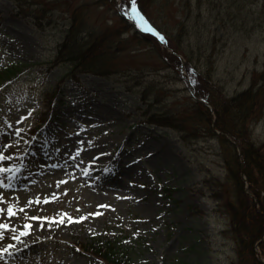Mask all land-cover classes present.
<instances>
[{"label":"rangeland","instance_id":"1","mask_svg":"<svg viewBox=\"0 0 264 264\" xmlns=\"http://www.w3.org/2000/svg\"><path fill=\"white\" fill-rule=\"evenodd\" d=\"M25 1L0 0V73L11 70L10 77L0 75V151L6 157L0 165L9 168L0 172V220L19 228L27 221L32 230L22 237L27 247L0 256V264H101L84 252L106 241L116 242L133 264H250L235 252L227 147L210 135L182 142L170 129L146 125L141 115L155 102L185 110L190 91L212 107L211 100L263 85L264 0H169L164 8H145L165 43L122 22L120 0ZM72 23L81 24L83 43L91 34V41L104 39L93 52L106 53L105 76L51 64L61 32ZM176 47L187 56H174ZM149 86L155 89L142 108L141 91ZM42 92L50 104L42 102ZM250 136L264 152V106ZM98 152L103 155L88 164ZM121 172L134 175L135 186H127ZM61 180L66 182L57 187ZM246 195L259 211L252 191ZM9 204L26 206L8 217ZM64 212L84 219H30ZM11 234L0 245L17 243L9 241ZM254 251L264 262V233Z\"/></svg>","mask_w":264,"mask_h":264},{"label":"trees","instance_id":"2","mask_svg":"<svg viewBox=\"0 0 264 264\" xmlns=\"http://www.w3.org/2000/svg\"><path fill=\"white\" fill-rule=\"evenodd\" d=\"M21 6L25 0H13ZM169 0H137L138 8L145 14V8L151 9L153 6L164 8ZM113 5V0H109ZM147 16L149 14L147 13ZM75 20V17H73ZM122 22H124L121 19ZM177 23H180L178 19ZM75 25H71L69 30L62 33L58 42H61L57 54V58L61 62H67L75 67L82 65L86 71L104 75L103 68L105 67L106 53L95 54V47H102L104 39L95 38L89 43H83V40L76 36ZM183 31V26H179V32ZM178 32V33H179ZM182 33L178 35L181 38ZM148 38L154 41V38L149 35ZM177 44L180 46V43ZM175 52L183 56H187L176 47ZM196 74V68L194 69ZM199 71H197L198 76ZM195 79V78H194ZM153 88L149 86L145 89L144 95L147 96ZM197 96L200 94H196ZM207 100V99H206ZM261 101H264V84L255 86L250 85L245 90H242L229 98L218 97L209 101L212 102L214 111V122H211V114L207 106L198 102L193 97H190L187 109L182 111H170L169 109L161 108L159 110H151L149 120L151 123L165 127H172L182 133V138L187 140L188 137L193 140L198 137H217L221 144H224L228 152L224 155L228 176L232 184L233 202L227 204L228 212L231 216L235 242L237 243L236 253L242 257L247 255V260L250 264H261L254 252V245L259 241L264 233V152L262 146H257L251 141L250 131L251 126L255 122L257 114L262 111L264 106ZM145 107H149V101L144 102ZM146 115V116H147ZM149 121V122H150ZM213 125V126H212ZM227 134L230 139L240 148V156L236 149L223 136H217L213 128ZM199 135V136H198ZM241 172L246 177L249 188L257 198L259 211L256 210L255 204L244 192V181L241 177ZM87 251L92 255L97 254L104 262L108 264H130L124 253L114 251V245L111 242L89 245ZM118 255V256H117Z\"/></svg>","mask_w":264,"mask_h":264},{"label":"snow or ice","instance_id":"3","mask_svg":"<svg viewBox=\"0 0 264 264\" xmlns=\"http://www.w3.org/2000/svg\"><path fill=\"white\" fill-rule=\"evenodd\" d=\"M125 15H127L130 19H132L136 25L138 27L143 28L145 31H149L151 33H153L161 42H166L165 37L163 35H161L150 23L149 21L146 19V17L144 16V14L141 12V10L138 8L137 5V0H131V6L130 8H127V10L125 11ZM21 120L24 119V117L22 116L20 118ZM12 142L9 140L7 143L3 144L2 147L7 148L9 144H11ZM77 144L80 143L79 140L76 141ZM82 151V149L80 147H76L75 148V155H79L80 152ZM66 155H71L68 153H65ZM100 155H103V153H96L95 156L91 157L87 163L88 164H93L96 161V158ZM6 157L4 155V153L2 151H0V161L5 160ZM8 159H10V157H8ZM78 167V166H77ZM9 171V168L4 167L3 165H0V172H7ZM102 171L108 173L109 172V168L105 167L102 169ZM88 173V169H84V173L82 174H87ZM74 178V177H73ZM66 180H61L57 182V187H59L60 183H65ZM129 183H132V181H129ZM5 188L10 187V185H2ZM142 186V185H141ZM65 192H67V189L64 190ZM59 195L57 194H53L51 197L49 196H45L44 197V201L48 202L49 199H55L56 196ZM33 198H29V204L32 202ZM36 202H39V197L35 198ZM5 202V198L3 193H0V203ZM26 206V205H25ZM25 206H21L19 209H17L13 204H9L8 208H7V216L8 217H13L17 214L18 211H23V207ZM109 207H111L110 205H108ZM79 208V206H77ZM5 211L4 208L0 207V214H3ZM99 213H93V215H98ZM64 217L68 218V222H71L73 219H84V217H72L70 216L67 212L62 213V215H58V216H54V217H31L30 219H35V220H48V221H56L59 220L61 223L64 222ZM41 227H43V225H40ZM32 230V226L30 223H28L27 221H25L24 225L22 228L17 227L16 224L12 223L11 220L8 221H4V220H0V240H3L6 233L8 231H11V235L9 236V241H15L17 243H12V242H8L6 245H0V256H3L4 254H7L8 256H12V251L13 249L17 248V244H24L25 247H27V244L22 240L23 236L28 235V233Z\"/></svg>","mask_w":264,"mask_h":264},{"label":"bare ground","instance_id":"4","mask_svg":"<svg viewBox=\"0 0 264 264\" xmlns=\"http://www.w3.org/2000/svg\"><path fill=\"white\" fill-rule=\"evenodd\" d=\"M55 127H56V126H55ZM113 174H114V175H113ZM115 174H116V172H115V173H112V171H109V172L107 173V176H108V178H109L111 181H114V179H115V182H116L118 185H120V184H121V181H119V178H118ZM105 175H106V172H105ZM120 175H121L122 177H124V179H125V184H126L127 186H130V187L135 186V184H136L135 181H137V180H136L135 177H133L134 175L131 176V175L128 174L127 172H121ZM129 181H132V183H129ZM23 245H24V244H17V249H18V248H21ZM12 252H15V251H12Z\"/></svg>","mask_w":264,"mask_h":264}]
</instances>
